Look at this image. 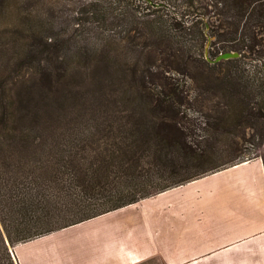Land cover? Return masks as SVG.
<instances>
[{
	"label": "trees",
	"instance_id": "1",
	"mask_svg": "<svg viewBox=\"0 0 264 264\" xmlns=\"http://www.w3.org/2000/svg\"><path fill=\"white\" fill-rule=\"evenodd\" d=\"M185 2L90 0L63 19L0 0V264L8 244L264 167V0ZM209 39L211 59L240 57L209 63Z\"/></svg>",
	"mask_w": 264,
	"mask_h": 264
},
{
	"label": "crops",
	"instance_id": "2",
	"mask_svg": "<svg viewBox=\"0 0 264 264\" xmlns=\"http://www.w3.org/2000/svg\"><path fill=\"white\" fill-rule=\"evenodd\" d=\"M11 252L13 264H264L263 163H241Z\"/></svg>",
	"mask_w": 264,
	"mask_h": 264
},
{
	"label": "rangeland",
	"instance_id": "3",
	"mask_svg": "<svg viewBox=\"0 0 264 264\" xmlns=\"http://www.w3.org/2000/svg\"><path fill=\"white\" fill-rule=\"evenodd\" d=\"M46 1H48V0H46ZM49 1L51 2V4L54 5V8H52L53 12H55V14H58L59 17H62L63 19H65V18L72 17L74 14L77 15V12L80 9V7L82 5H86L90 0H49ZM144 1H147V3L145 4ZM185 1H190V0H175V2H176L175 8L172 7L167 0H136V5L138 6L139 10L144 11V12L147 11V9H148L147 4H154V3H156L158 5L156 7H163V6L166 7L165 11L170 10L171 12H175L176 9H177L176 11H178V9H179V10H182V12H183V11L189 10ZM203 1L206 2V0H203ZM178 5L179 6L182 5V7L179 8ZM199 5L200 4H198V6ZM210 11H211V9H210ZM42 13H45V10L39 6L36 7L34 9V12H33V14L35 16L40 15ZM212 15L213 14H210V15L204 17V21H205L204 24H205L206 30H208L212 26V24H214V23L216 24V22L214 20L215 18ZM192 18L193 17H191L190 19H192ZM61 26H56L55 29H59ZM210 42H211V39H210ZM210 42H209V46H210ZM207 44H206V46H207ZM209 46H208V48H209ZM205 50H206V47H205ZM196 186H202V184H199ZM196 186H192V187H196ZM11 248H13V246L8 244V250H10V253L12 255ZM12 259L14 260L13 255H12Z\"/></svg>",
	"mask_w": 264,
	"mask_h": 264
},
{
	"label": "water",
	"instance_id": "4",
	"mask_svg": "<svg viewBox=\"0 0 264 264\" xmlns=\"http://www.w3.org/2000/svg\"><path fill=\"white\" fill-rule=\"evenodd\" d=\"M209 42L210 39L208 41V44L206 46V50H205V58L206 60L211 63V64H216L219 63L221 61H227V60H231V59H237L240 57V54L238 52H224V53H220L217 57H215L214 59H211L208 55V46H209Z\"/></svg>",
	"mask_w": 264,
	"mask_h": 264
}]
</instances>
